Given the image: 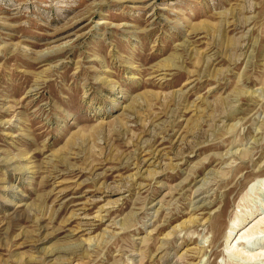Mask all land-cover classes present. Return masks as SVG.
Segmentation results:
<instances>
[{
    "label": "rangeland",
    "instance_id": "obj_1",
    "mask_svg": "<svg viewBox=\"0 0 264 264\" xmlns=\"http://www.w3.org/2000/svg\"><path fill=\"white\" fill-rule=\"evenodd\" d=\"M0 264H264V0H0Z\"/></svg>",
    "mask_w": 264,
    "mask_h": 264
},
{
    "label": "bare ground",
    "instance_id": "obj_2",
    "mask_svg": "<svg viewBox=\"0 0 264 264\" xmlns=\"http://www.w3.org/2000/svg\"><path fill=\"white\" fill-rule=\"evenodd\" d=\"M199 201H202V199L201 200H199ZM244 245H246V243L245 242H242Z\"/></svg>",
    "mask_w": 264,
    "mask_h": 264
}]
</instances>
